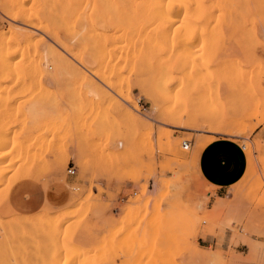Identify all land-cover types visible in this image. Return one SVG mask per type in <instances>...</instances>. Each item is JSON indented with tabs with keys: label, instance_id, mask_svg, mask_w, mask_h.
I'll list each match as a JSON object with an SVG mask.
<instances>
[{
	"label": "rangeland",
	"instance_id": "rangeland-1",
	"mask_svg": "<svg viewBox=\"0 0 264 264\" xmlns=\"http://www.w3.org/2000/svg\"><path fill=\"white\" fill-rule=\"evenodd\" d=\"M144 1L0 0V234L8 202L55 216L0 264H264V0ZM210 139L244 155L212 207ZM24 182L57 200L16 210Z\"/></svg>",
	"mask_w": 264,
	"mask_h": 264
},
{
	"label": "crops",
	"instance_id": "crops-1",
	"mask_svg": "<svg viewBox=\"0 0 264 264\" xmlns=\"http://www.w3.org/2000/svg\"><path fill=\"white\" fill-rule=\"evenodd\" d=\"M258 132L264 138V131L260 129ZM202 150V168L211 184L215 185V193L211 196L212 207L218 198L232 197L229 193L230 188L241 175L240 164L244 162V155L238 144L230 141H218ZM50 198L57 200L50 192L32 182L18 184L10 193L11 205L22 213H32L38 210Z\"/></svg>",
	"mask_w": 264,
	"mask_h": 264
},
{
	"label": "bare ground",
	"instance_id": "bare-ground-1",
	"mask_svg": "<svg viewBox=\"0 0 264 264\" xmlns=\"http://www.w3.org/2000/svg\"><path fill=\"white\" fill-rule=\"evenodd\" d=\"M113 1V0H112ZM132 1V0H131ZM144 1V0H143ZM152 0H150V2H151ZM165 1V0H164ZM194 1V0H193ZM136 2H137V0H136ZM145 2V1H144ZM156 2H157V0H156ZM160 2V4H161V2H163V0H161V1H159ZM158 2V3H159ZM187 2V1H186ZM190 2H192V1H190ZM189 2V4H191ZM132 3V2H131ZM146 3V2H145ZM164 3V2H163ZM168 3V2H167ZM170 3V2H169ZM188 3V2H187ZM194 3V2H193ZM197 3H199V2H197ZM146 4H149V3H146ZM157 4V3H156ZM156 4H154V5H156ZM183 4V3H182ZM134 5V4H133ZM165 5V4H164ZM164 5H163V7H164ZM180 5V4H179ZM143 6H144V3H143ZM142 6V7H143ZM158 6V5H157ZM165 6H167V5H165ZM155 6H153L152 8H154ZM168 7V6H167ZM167 7H165V8H167ZM180 7H181V5H180ZM144 9H141V10H145V6L143 7ZM185 8H186V6H185ZM219 8V7H218ZM131 9V8H130ZM148 9H150L151 10V8L149 7ZM147 9V7H146V10H148ZM156 9V8H155ZM160 9H162V8H160ZM169 9V8H168ZM171 9H174V8H171ZM179 9H181V8H179ZM134 10V9H133ZM133 10H132V13H133ZM150 10H148V11H150ZM154 10V9H153ZM157 10V9H156ZM159 10V9H158ZM158 10H157V13H158ZM163 10V9H162ZM162 10H160L161 12H162ZM152 11V10H151ZM164 11V10H163ZM176 11V10H175ZM174 10H173V12L174 13H176ZM199 11V10H198ZM137 12V11H136ZM142 12V11H141ZM156 12V11H155ZM168 12H170L169 14L171 15V13H172V10H168ZM185 12H186V10H185ZM221 12V11H220ZM125 13H126V10H125ZM134 13H135V11H134ZM167 13V12H166ZM174 13H172V16L173 15H176V14H174ZM191 13V12H190ZM189 13V14H190ZM200 13V12H199ZM141 14H143V12L141 13ZM145 14V16L147 15L146 13H144ZM152 14V13H151ZM159 14H160V12L158 13V16H159ZM185 14V13H184ZM197 14V13H196ZM28 15V14H27ZM150 15V14H149ZM149 15H147V16H149ZM157 16L156 14H154V11H153V15H152V18L153 17H155V16ZM164 15H165V13H164ZM163 15V16H164ZM169 15V16H170ZM111 16H113V15H111ZM158 16L157 17H155V18H157V19H159L158 18ZM161 16V15H160ZM159 16V17H160ZM163 16H161V19L163 18ZM187 16V15H186ZM191 16H192V18H194V16L192 15V13H191ZM200 16V15H199ZM199 16H198V18H199ZM97 17H98V15H97ZM97 17H96V19H97ZM114 17V16H113ZM150 17V16H149ZM171 17V16H170ZM174 17H177V16H174ZM185 17V16H184ZM197 17V16H196ZM116 18V17H115ZM128 18V17H127ZM145 18H148V17H145ZM123 19H124V17H123ZM171 19H172V17H171ZM171 19H169L168 21L166 20L165 22H167L166 23V25L165 26H167V24L168 23H170L171 21ZM175 19V18H174ZM178 19H180V18H178ZM197 19V18H196ZM196 19H192V21H195ZM129 20H131L130 18H129ZM147 20H149V19H147ZM146 20V21H147ZM160 20V19H159ZM158 20V21H159ZM177 20V19H176ZM176 20H174L175 21V23H176ZM123 21H125V20H123ZM156 22H157V20H155ZM162 21V20H161ZM164 21V20H163ZM170 21V22H169ZM174 21H172L170 24H173V22ZM181 21H183V20H181ZM185 22H186V18H185V20H184ZM188 21V20H187ZM92 22V21H91ZM129 22H131V21H129ZM155 22V23H156ZM164 22V23H165ZM122 23V22H121ZM141 23H143V21L141 22ZM145 23V22H144ZM143 23V24H144ZM159 23V22H158ZM163 23V22H162ZM216 23H217V21H216ZM215 23V24H216ZM124 24V23H123ZM130 24V23H129ZM140 24V23H139ZM142 24V25H143ZM161 24V23H160ZM177 24V23H176ZM186 24V23H185ZM196 24V23H195ZM105 25V24H104ZM141 25V24H140ZM141 25V26H142ZM162 25V24H161ZM175 25V24H174ZM139 26V25H138ZM137 26V27H138ZM163 26H164V24H163ZM172 26V25H171ZM180 26H181V24H180ZM190 26V25H189ZM202 26V25H201ZM200 26V27H201ZM136 27V26H135ZM143 28H144V26H142ZM141 27V28H142ZM153 27V26H152ZM154 27H156V26H154ZM174 27V26H173ZM173 27H171V28H173ZM182 27V26H181ZM200 27H199V29H200ZM119 28V27H118ZM131 28H133V26L131 27ZM147 28V27H146ZM151 27H150V25H149V28H147L148 30L150 29ZM161 28V27H160ZM166 29H167V27H165ZM170 28V29H171ZM186 28H187V26H186ZM124 29H125V26H124ZM124 29H123V31H124ZM127 29V28H126ZM146 29V30H147ZM156 29H158V28H156ZM162 30H163V28H161ZM160 29V30H161ZM177 29V28H176ZM190 29V27H188V30ZM191 29H192V27H191ZM118 30V29H117ZM117 30H115V31H117ZM147 30V31H148ZM185 30V29H184ZM147 31H145V32H147ZM150 31V30H149ZM148 31V32H149ZM152 31V30H151ZM164 31V30H163ZM168 31V30H167ZM171 31V30H170ZM173 31H175V29L173 30ZM189 31H193V30H189ZM189 31L187 32L188 34H189ZM199 31H202V30H199ZM213 31V30H212ZM219 31H220V29H219ZM99 32V31H98ZM140 31H139V29H138V33H139ZM153 32V31H152ZM152 32H149L148 34H150V36H151V33ZM162 32V31H161ZM169 32V31H168ZM124 33H126V32H124ZM124 33L121 35L122 37H123V35H124ZM141 33V32H140ZM156 33V32H155ZM155 33H153L154 34V38H156L157 37V35L155 34ZM171 33V32H170ZM169 33V35H171ZM180 33V32H179ZM182 33V32H181ZM199 33V32H198ZM210 33V32H209ZM104 34V33H103ZM121 34V33H120ZM135 34V33H134ZM147 34V33H146ZM173 34H175V33H173ZM177 35H178V33H176ZM203 34H204V32H203ZM116 35H118V34H116ZM132 35V34H131ZM143 35V34H142ZM144 35H145V33H144ZM156 35V36H155ZM160 35H162V34H160ZM125 37H126V35H124ZM137 36H139V34L137 35ZM136 36V37H137ZM148 36V35H147ZM163 36H165V37H167L168 39H170L171 38V36H170V38L167 36V35H163ZM184 36L185 37H187V35H185V32H184ZM208 36V35H207ZM113 37V36H112ZM117 37V36H116ZM145 37H146V35H145ZM159 35H158V39H159ZM180 37V36H179ZM190 34H189V36H188V39H190ZM199 37V36H198ZM210 37V36H209ZM129 38V37H128ZM130 38H132V37H130ZM129 38V39H130ZM152 38V41H154L153 40V37H151ZM156 38V39H157ZM125 39V38H124ZM126 39H127V37H126ZM125 39V40H126ZM129 39L127 40L128 42H129ZM172 39H174V41L173 40H171L172 42H176V40H175V38H172ZM198 39H202V37L201 38H198ZM203 39H204V37H203ZM210 40H211V38H209ZM133 40V39H132ZM132 40H130L131 42H129L130 44H132L133 42H132ZM147 40V39H146ZM177 40H178V38H177ZM134 41V40H133ZM143 41V40H142ZM148 41V40H147ZM152 41H150L151 43H152ZM165 41H167L166 40V38H165ZM209 41V40H208ZM135 42V41H134ZM181 42V41H180ZM129 43L127 44V45H129ZM27 44V43H26ZM134 44V43H133ZM176 44V43H175ZM106 45V44H105ZM17 46V45H16ZM130 46V45H129ZM128 46V47H129ZM18 48V47H17ZM106 48V47H105ZM103 49V50H105L106 51V49ZM22 49V48H21ZM28 50V49H27ZM102 50V51H103ZM101 51V50H100ZM21 52V51H20ZM99 53V52H98ZM101 53V52H100ZM105 54H106V52H104ZM104 53H103V55H104ZM21 54V53H20ZM110 55V54H109ZM122 56V55H121ZM22 57V56H21ZM5 59H6V56L4 57ZM108 58V57H107ZM126 58V57H125ZM8 59V58H7ZM120 59V58H119ZM127 59V58H126ZM30 60V59H29ZM110 60V59H109ZM5 63V62H4ZM142 64V63H141ZM140 64V67H142V65ZM118 68V67H117ZM119 69V68H118ZM120 70V69H119ZM94 72V71H93ZM111 75V74H110ZM3 130V129H2ZM212 141V139H210V140H207V141H205L204 143H202L201 144V148H205L210 142ZM246 147L248 148V146L246 145ZM249 150V149H248ZM251 150V149H250ZM247 153V152H246ZM248 155H250V154H248ZM22 168V167H21ZM3 170H5V169H3ZM2 172V171H1ZM0 172V182L3 180V178L5 177H3V173H1ZM36 174L33 172V171H31V170H27V169H25L24 171H23V174H21V175H18L17 177H15V179H14V181L12 182V184H11V186L9 185V190H10V188L17 182V181H19V180H21V179H24V178H32V177H34ZM15 176V175H14ZM14 176H13V178H14ZM12 178V177H11ZM5 179V178H4ZM3 182V181H2ZM9 183V182H8ZM3 189V188H2ZM7 192V191H6ZM2 194V193H1ZM8 194H9V191H8ZM8 194L6 195V197H5V199H6V201L8 202ZM3 196V195H2ZM8 206H9V209L7 210V212H5V215H7V217H9V220H7V221H1V223H2V226L4 227V229H5V231H4V235H5V237L7 238H10V237H14L15 236V233H16V227L17 226H23L24 227V229H25V227H27V226H34V225H37L38 223H41V222H44V221H49V220H53L54 218H55V216L53 215V214H47V215H45V216H42V215H37V214H33V215H28V216H26V217H23V216H18V218H15L16 216H15V214H18L11 206H10V204H9V202H8ZM14 214V215H13ZM2 215V214H1ZM15 216V217H14ZM8 219V218H7ZM21 229V228H20ZM31 229V228H30ZM25 230H27V229H25ZM24 230V231H25ZM20 232H22V231H20ZM3 234H0V238H2L1 237V235L3 236ZM16 237V236H15Z\"/></svg>",
	"mask_w": 264,
	"mask_h": 264
},
{
	"label": "built area",
	"instance_id": "built-area-1",
	"mask_svg": "<svg viewBox=\"0 0 264 264\" xmlns=\"http://www.w3.org/2000/svg\"><path fill=\"white\" fill-rule=\"evenodd\" d=\"M189 146H190V144L187 141H185L184 142V148H188ZM68 172L71 174H74L76 172L74 166H70V168L68 169Z\"/></svg>",
	"mask_w": 264,
	"mask_h": 264
}]
</instances>
